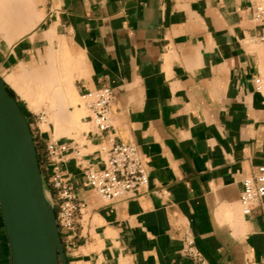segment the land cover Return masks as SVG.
I'll return each instance as SVG.
<instances>
[{"label":"crops","instance_id":"0c3cea01","mask_svg":"<svg viewBox=\"0 0 264 264\" xmlns=\"http://www.w3.org/2000/svg\"><path fill=\"white\" fill-rule=\"evenodd\" d=\"M248 7L0 0V77L31 127L46 115L33 136L56 211L47 146L71 145L57 165L84 206L60 228L68 264H264V198L249 215L240 204L264 166V44ZM102 87L113 94L106 132L76 105ZM117 143L136 147L149 185L105 201L85 172L105 168ZM0 264H11L1 210Z\"/></svg>","mask_w":264,"mask_h":264},{"label":"water","instance_id":"95a60500","mask_svg":"<svg viewBox=\"0 0 264 264\" xmlns=\"http://www.w3.org/2000/svg\"><path fill=\"white\" fill-rule=\"evenodd\" d=\"M0 210L11 264H68L32 129L1 77Z\"/></svg>","mask_w":264,"mask_h":264},{"label":"built area","instance_id":"2783aa9c","mask_svg":"<svg viewBox=\"0 0 264 264\" xmlns=\"http://www.w3.org/2000/svg\"><path fill=\"white\" fill-rule=\"evenodd\" d=\"M252 21L260 25L258 41L264 44V0H248ZM257 90L261 81L256 79ZM113 100L112 90L102 87L83 93L80 97V107L100 132L110 129L109 108ZM45 113L38 116L39 123L45 121ZM71 145L49 144L47 153L53 164L49 184L57 191L59 209L57 222L60 228L72 229L77 211L83 208L67 178L57 165V157L69 151ZM86 185L105 201L117 200L125 197L132 191L146 188L149 185V175L142 161L139 151L133 145L117 143L107 152L105 168L96 169L90 167L85 172ZM264 198V166H260L254 176L248 177L243 182V191L240 196V204L245 215L252 212L253 205ZM55 204V201H54ZM56 208V204H55ZM192 242L189 243L190 251L193 250ZM197 264L207 262L194 254Z\"/></svg>","mask_w":264,"mask_h":264},{"label":"rangeland","instance_id":"374dc122","mask_svg":"<svg viewBox=\"0 0 264 264\" xmlns=\"http://www.w3.org/2000/svg\"><path fill=\"white\" fill-rule=\"evenodd\" d=\"M80 103V100L78 99V101L76 102V105L77 104H79ZM87 115V113L86 112H82V116H86ZM49 121H50V119H49ZM29 122V121H28ZM39 123V121L37 120V121H32V127H31V125H30V127H31V129H32V133H33V131L34 132H36V127H37V124ZM30 124V123H29ZM41 127L43 128V129H47L48 128V126L47 125H45V124H41ZM40 153H41V155H44V153H45V150H44V147L42 146V147H40Z\"/></svg>","mask_w":264,"mask_h":264},{"label":"trees","instance_id":"16d2710c","mask_svg":"<svg viewBox=\"0 0 264 264\" xmlns=\"http://www.w3.org/2000/svg\"><path fill=\"white\" fill-rule=\"evenodd\" d=\"M8 91H9L10 95H11L14 99L18 100V99H17V96H16V94H15V92H14L13 90H11L9 87H8ZM19 105H20V103H19ZM20 107H21V105H20ZM21 108H22V107H21ZM22 111H23V113H24L26 119L28 120L27 114L25 113V111L23 110V108H22ZM35 143H36V140H35ZM36 146H37V144H36ZM37 151H38V147H37ZM38 156H39V153H38ZM39 162H40V167H41V159H40V157H39ZM41 169H42V167H41Z\"/></svg>","mask_w":264,"mask_h":264},{"label":"bare ground","instance_id":"6f19581e","mask_svg":"<svg viewBox=\"0 0 264 264\" xmlns=\"http://www.w3.org/2000/svg\"><path fill=\"white\" fill-rule=\"evenodd\" d=\"M18 72H19V71H18ZM18 74H19V73H18ZM23 74H26V72L24 71V72L22 73V75H23ZM54 74H55V73H54ZM27 75H28V74H26V76H27ZM16 76H19V78H20V75H17V74H16L15 77H16ZM24 76H25V75H24ZM51 76H52V75H51ZM53 77H54V76H53ZM21 78H23V76H21ZM21 78H20V79H21ZM14 80H15V79H14ZM16 80H19L18 77L16 78ZM47 85H48V84H46L45 86H47ZM49 86H50V84H49ZM42 87H43V86H42ZM42 87H41V90H43V89L45 90V89H46V87H44V88H42ZM47 87H48V86H47ZM48 88H49V87H48ZM47 90H48V89H47ZM68 90H69V89H68ZM66 92H67V90H66ZM68 92H69V91H68Z\"/></svg>","mask_w":264,"mask_h":264}]
</instances>
